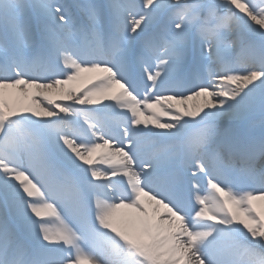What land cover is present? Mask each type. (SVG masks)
I'll return each instance as SVG.
<instances>
[{
  "label": "snow or ice",
  "instance_id": "snow-or-ice-1",
  "mask_svg": "<svg viewBox=\"0 0 264 264\" xmlns=\"http://www.w3.org/2000/svg\"><path fill=\"white\" fill-rule=\"evenodd\" d=\"M0 264H264V0H0Z\"/></svg>",
  "mask_w": 264,
  "mask_h": 264
},
{
  "label": "bare ground",
  "instance_id": "bare-ground-1",
  "mask_svg": "<svg viewBox=\"0 0 264 264\" xmlns=\"http://www.w3.org/2000/svg\"><path fill=\"white\" fill-rule=\"evenodd\" d=\"M89 86L87 84V82L85 80H81L79 82H75V83H72V84H69V85H66V88L68 89H75L77 91H80L82 90L84 87H87ZM54 99H56L57 103H71V101H66V100H60L59 97H53ZM203 102V98H200V99H197V98H193L192 100H188L186 102V106L189 108V109H192L194 108L196 105L198 104H201ZM178 107H180L181 109H183L185 107V105L181 104V105H178ZM142 119H148L147 116L145 117H142ZM161 119H167V117L165 116H161ZM151 126V125H150ZM103 151V150H101ZM106 151V150H105Z\"/></svg>",
  "mask_w": 264,
  "mask_h": 264
}]
</instances>
